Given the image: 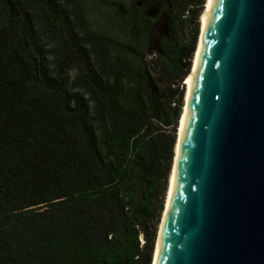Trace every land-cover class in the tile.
Instances as JSON below:
<instances>
[{
	"label": "trees",
	"instance_id": "16d2710c",
	"mask_svg": "<svg viewBox=\"0 0 264 264\" xmlns=\"http://www.w3.org/2000/svg\"><path fill=\"white\" fill-rule=\"evenodd\" d=\"M78 1L0 0V264L153 263L197 25L147 61L149 16L105 2L119 43ZM166 1L183 23L204 4Z\"/></svg>",
	"mask_w": 264,
	"mask_h": 264
},
{
	"label": "water",
	"instance_id": "95a60500",
	"mask_svg": "<svg viewBox=\"0 0 264 264\" xmlns=\"http://www.w3.org/2000/svg\"><path fill=\"white\" fill-rule=\"evenodd\" d=\"M178 139L158 264H264V0H211Z\"/></svg>",
	"mask_w": 264,
	"mask_h": 264
},
{
	"label": "rangeland",
	"instance_id": "374dc122",
	"mask_svg": "<svg viewBox=\"0 0 264 264\" xmlns=\"http://www.w3.org/2000/svg\"><path fill=\"white\" fill-rule=\"evenodd\" d=\"M114 2L121 5L123 8H127L128 4L132 2L131 9H140L143 13L149 16L153 20V28L151 29L149 36L145 42L144 48L148 54L147 61L155 59V52L162 38H167L170 34L175 35L180 43H184L187 46H191L195 36V27L197 25V36H195L194 48H197L199 35H200V20L201 15L205 10L207 0H203V6L201 12L197 17L196 21L185 19L184 23L172 17L167 12V1L166 0H79L77 4V9L85 20L89 30L94 31L98 34L104 35L116 42L125 43L127 41V28L120 26L119 22L113 15V13L108 10L104 3ZM184 20V19H182ZM195 48V49H196ZM193 62V60L191 61ZM152 68V66H151ZM154 75L157 70L153 71ZM174 88L182 91V104H184L186 86L185 81L180 84H176ZM183 111V108L181 109ZM178 124V123H177ZM180 125V122H179ZM179 130V128H177ZM178 132V131H177ZM175 133V137H176ZM177 140V138H176ZM174 155V151H173ZM172 165V164H171ZM169 181H167V186ZM168 190V187L166 188ZM165 190L163 198V208H165V199L167 192ZM163 211V210H162ZM163 214L161 212L159 222L156 230V239L158 238L157 232L159 233L160 225L162 221ZM157 243V241H156ZM154 246L155 243H154Z\"/></svg>",
	"mask_w": 264,
	"mask_h": 264
},
{
	"label": "bare ground",
	"instance_id": "6f19581e",
	"mask_svg": "<svg viewBox=\"0 0 264 264\" xmlns=\"http://www.w3.org/2000/svg\"><path fill=\"white\" fill-rule=\"evenodd\" d=\"M210 12H211V0H207L205 10L203 14L201 15L200 35H199L197 48L194 54L191 71L185 79L186 93H185V99H184V104H183L182 116L180 119V127L178 130L179 139H181L182 133L185 128V123H186V119H187V115L189 111L190 99H191L194 83H195L196 76H197V70L199 66L200 49H204V45H205V36H206V31L208 27L209 18H210ZM179 146H180V143L177 141L175 148H174L173 166H172V171H171L170 178H169V185H168L167 195L165 199V208L163 211V217H162V221H161V225H160V229L158 233L157 243H156L155 250H154L152 264H158L160 250H161V246H162L164 236H165L166 219H167L168 211L170 208V202H171V196H172V190H173L174 170L177 169V164H178Z\"/></svg>",
	"mask_w": 264,
	"mask_h": 264
}]
</instances>
